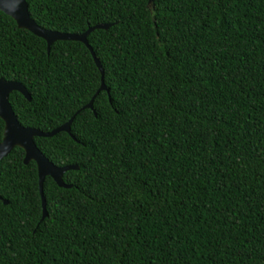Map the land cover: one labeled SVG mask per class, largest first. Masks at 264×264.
Instances as JSON below:
<instances>
[{"label": "trees", "instance_id": "trees-1", "mask_svg": "<svg viewBox=\"0 0 264 264\" xmlns=\"http://www.w3.org/2000/svg\"><path fill=\"white\" fill-rule=\"evenodd\" d=\"M0 10V77L71 188L15 147L0 161V264H264V0H28ZM5 122L0 117V141ZM8 200L9 203H5Z\"/></svg>", "mask_w": 264, "mask_h": 264}, {"label": "water", "instance_id": "water-1", "mask_svg": "<svg viewBox=\"0 0 264 264\" xmlns=\"http://www.w3.org/2000/svg\"><path fill=\"white\" fill-rule=\"evenodd\" d=\"M150 2H152V0H150ZM0 10L11 16L20 28H25L45 39L48 51H50L52 45L59 40H75L83 42L90 49L94 60L102 73V85L99 91L108 90L104 83V69L102 63L97 57L93 47L90 45L88 36L95 29H108L111 26L110 23H99L90 26L82 33L61 32L40 26L30 14L28 0H0ZM13 91L21 92L28 100L32 99L30 92L22 82L7 80L4 77H0V117L5 122L4 136L0 141V161L8 156L15 147L19 146L25 151V163H29L32 160L37 163L44 219L47 216V200L44 195L45 178L51 176L59 186L71 188L73 185L67 184L63 179V175L70 169H79L80 166L77 164L64 166L56 165L40 150L35 142V137H49L61 131L71 133V125L76 115L85 108L93 109L94 97L89 103L78 110L67 122L52 130L43 131L35 127L24 126L20 123L9 100V96ZM4 202L6 204L9 203L8 200H4Z\"/></svg>", "mask_w": 264, "mask_h": 264}]
</instances>
